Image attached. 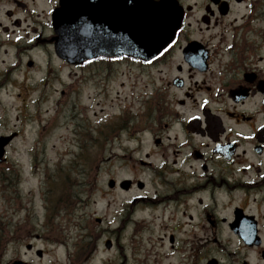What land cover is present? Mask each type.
I'll list each match as a JSON object with an SVG mask.
<instances>
[{
    "label": "flooded vegetation",
    "instance_id": "1",
    "mask_svg": "<svg viewBox=\"0 0 264 264\" xmlns=\"http://www.w3.org/2000/svg\"><path fill=\"white\" fill-rule=\"evenodd\" d=\"M58 1H43L50 5L39 10L37 0H0V55L15 59L7 76H0V90L20 62L24 68L23 57L25 68L33 71L41 67L32 56H42L44 79H26L21 89L26 95L19 97L25 102L33 96L39 106L46 93L58 96L54 117L32 133L27 176L36 177L40 171L62 187L55 192L49 187L44 194L42 180L38 200L45 213L49 210L47 221L17 226L15 240H0V264H96L91 261L102 255L97 254V244L112 255H102L98 264H264V0H177L183 22L160 55L143 63L122 57L78 65L55 55L51 15ZM106 2L117 21L120 1ZM123 16L129 20V9ZM120 62L138 65L147 80L138 97L135 83L118 84L128 88L120 116L113 118L121 128L107 136L101 117L97 125H87L89 107L83 102L91 99L86 90L94 100L112 93L102 90L106 80L86 81L84 73L96 69L110 78ZM0 65L5 72L4 59ZM61 70L68 72L66 80L60 79ZM127 70L124 77L131 79L133 73ZM56 84L61 89L50 92ZM65 104L71 107L66 115ZM15 134L16 139L21 136ZM123 134L129 135L126 144H144L138 158L127 154H133V148L123 145L121 156L98 155L113 149ZM40 145L41 152L54 153L53 169L39 153ZM87 152L97 154L91 181L98 187L92 203L86 192L87 183L91 185ZM118 159L123 165L128 161L132 169L141 168L144 177L109 176L100 186L103 166ZM18 175L23 179L21 169ZM124 180H129L128 189L120 186ZM70 183L76 192H70ZM119 194L124 196L121 201ZM20 196L33 199L30 192ZM90 205L110 209L109 215L96 207L93 230L76 217ZM25 212L27 218L32 216L33 203ZM50 213L56 224L50 222ZM70 229L83 237L75 250L74 237L66 236Z\"/></svg>",
    "mask_w": 264,
    "mask_h": 264
},
{
    "label": "rangeland",
    "instance_id": "2",
    "mask_svg": "<svg viewBox=\"0 0 264 264\" xmlns=\"http://www.w3.org/2000/svg\"><path fill=\"white\" fill-rule=\"evenodd\" d=\"M37 1H38V5L41 6L39 10L47 9V7L50 5L48 3H45V4L43 3V1H46V0H37ZM193 1L194 0H191V3ZM32 57L38 61L41 68L40 69L37 68L33 71L27 70L25 68V62L27 58L23 57L22 63L24 64V68L22 67L20 69V66H21V62H20L17 65V68L13 70L14 77L12 79L11 77H7L5 82H9V83H6L5 88L0 90V135L10 134L12 132H21V131L24 134V135H21L18 139H16L8 147L7 155H6L7 163L13 164V163L19 162L23 164L21 167L23 168L24 173L26 172V169L30 168V166L28 164L27 156L25 159L22 156L24 154L23 151H25V149L30 147V145L33 143L32 133L36 130L41 129L39 126L40 123L43 124L47 122V120L50 117L52 116L54 117V110H55L54 107H55V102L57 101L58 96L57 95L53 96L51 91L54 89H57V90L61 89V87L58 86L57 84L53 85L50 89L51 94L46 93V97L44 98L43 103L40 104L39 106H35L33 104V96H30L28 101L26 100L25 102H22V99L21 97H19V95L20 94L22 95L24 94V96L26 95L25 93H22V90H21L26 79L31 80V81L33 80L40 81V80H43L46 75L45 71L42 70V67L45 64L46 58L42 56H38V57L32 56ZM0 59H4L6 61V71L5 72L2 71L1 69L2 65H0V69H1L0 76L6 77L7 72L9 70H12L10 65L14 63L15 59L13 56H9V55H7V57H3V55H0ZM127 69H129V71L133 73L131 79L130 78L126 79V76L124 77V75L128 76L129 74ZM96 71H97L96 69H92L93 73L92 72L84 73L85 80L86 81H97L101 78L103 80H106V82L103 85L106 88L102 90H105L107 94L109 92H111L112 94L110 95V98L104 97V95L103 96L101 95L94 100L92 99V92L89 90H86L85 91L86 98L87 96L91 95L90 96L91 99L84 101L83 104L89 107V109L86 108L88 109L87 119L89 120L87 125L88 126L90 125L94 126V124L97 125L99 123L98 120L101 117L102 121L100 122H102L103 124V127L101 128L105 129V134L108 136V135H111L110 131L113 130V132H116L119 128H121L120 121H117L115 119L113 120V118H119L120 107L124 106L122 104L124 102L122 98L125 96L124 93L126 94L128 93V88H125L122 90L118 87V84L120 82H124L127 86L131 83H135L136 84L135 93L138 97V94L140 93L143 83L145 82V80H147L145 77L146 72L142 70L141 68H139L138 65L127 64V63H119L118 69H114V71H112L111 74H108L109 76L111 75L110 78H108L107 74H104V72L96 73ZM67 73L68 72L66 70H61L59 74L60 79L66 80ZM152 75L154 77H158V74L155 71L152 72ZM51 79H53V77ZM2 80H4V78H2ZM110 80L113 82V84L107 82ZM117 91L119 92L118 95H116ZM116 97H119V99H115ZM134 106H135V109H137L138 107L137 104ZM63 111H64V115H66L67 113L71 111V107L68 104H65ZM64 115L58 118L59 123L63 122ZM128 140H129V135L123 134L122 136H120L118 140L115 141L113 149L108 148L107 149L108 151L99 153L98 155L102 156L103 158H109L111 154H116L118 156H121L122 152L120 151V146L123 145L124 147L129 146L130 148H133L134 153L132 154L130 152L127 154H131L135 158H138L140 154L142 153L141 150L144 149V144L139 146L138 140H135L134 142H129L130 144H126ZM51 144L52 143L49 142L48 145L50 146ZM41 148L42 146L40 145L38 147L39 153L41 154V156L44 157L46 162L49 163L48 165L50 166V169H53V167H51L52 166L51 161L55 159L54 153H52V151L48 153L41 152L40 151ZM96 155L97 154H93L91 160H93L94 157L96 158ZM122 161L123 160H119V159L115 161L112 160L110 164L103 166L104 174H103V177L99 179L100 186L106 184L109 176L115 177L118 180L122 178L144 177V174L142 173L141 168H137L136 166L135 169H132L128 161H124L126 162L127 166L123 165ZM116 168H118V171L115 170ZM94 169H95V161L91 165L87 166V175H88L91 185L87 184L86 192L87 194L89 193L90 195H92L91 203L95 201L96 199L95 198V195L97 193L96 188L98 187V183L96 184V180L91 181V178L93 177V174H94ZM136 169H138V172H133V171H136ZM106 171H110L108 175L106 174ZM7 176L9 177V175ZM37 177H38L37 181L35 179L29 178L28 181L22 184L24 193H26L27 191H35V194L38 193L39 189L37 187H39V183L42 185V180L46 184V187L44 188V191H43L44 194L47 193L48 186L53 190V192L58 190L57 187H60L58 186L57 182L53 178L51 177L46 178L43 172L39 171ZM11 180H13V178H11ZM69 189L71 193L77 191L76 186L73 183H70ZM16 190L17 189L9 188L8 184L0 186V237L3 236L4 239H6L7 237H11L12 240H15L17 226L27 225V226L32 227L34 225H43L44 223H46L48 214H49V210H47L46 213L42 210V207L40 205V203L42 202H40V200H38L36 196L35 199H33L32 201L34 208H35V212L32 214L30 218H27L26 212L19 208V204H21L23 207L26 206V203H27L26 198H24V200H21V198L19 199L16 195H14V193H16ZM41 190L39 192V197H40ZM1 193L3 195V200L1 199V196H2ZM118 198L121 201L122 199H124V196L119 194ZM89 199L90 198L86 197L87 203ZM107 200H111V198L108 197ZM104 202H106V200ZM27 206L29 207V209L32 208L31 200H29ZM96 207L100 210V209L105 208V205H96ZM96 207L94 205H90L88 207L86 206L85 210L76 212V217L78 221L82 225L86 226L87 228L91 230H93L92 225L95 224L93 213L97 210ZM112 209H113V206L111 210ZM98 212L100 213V211ZM104 212L110 215V209L107 210L105 208ZM49 220L52 223H55V224L57 223L54 220L53 215L51 213H50ZM33 230L37 232H41L40 228H34ZM68 234H71L76 241L75 246L72 249V250H75L77 248V241L79 240L83 241V237L79 238L78 234H76L72 229H70L66 233V236ZM80 245L81 244H79L78 247ZM42 247H47V245L42 243ZM85 250L89 252V249H85ZM97 252L102 253L104 256H106L105 258L112 257V255L109 252H106L103 250V247L101 244H97ZM104 256L96 255V258L92 260L91 263L98 264L99 258H103ZM10 257L11 255L9 254L8 257H4V258L9 259Z\"/></svg>",
    "mask_w": 264,
    "mask_h": 264
},
{
    "label": "water",
    "instance_id": "3",
    "mask_svg": "<svg viewBox=\"0 0 264 264\" xmlns=\"http://www.w3.org/2000/svg\"><path fill=\"white\" fill-rule=\"evenodd\" d=\"M132 10L134 15L130 22H121L119 26V37L110 33L100 37L101 42L94 27L98 20L95 13L89 12L90 7L82 5L81 0H62L53 19L58 34L57 54L63 58L70 55L74 59L81 55L80 60L99 55H126L148 60L158 55L176 35L181 20L180 8L173 0H134ZM6 141H0V164Z\"/></svg>",
    "mask_w": 264,
    "mask_h": 264
},
{
    "label": "bare ground",
    "instance_id": "4",
    "mask_svg": "<svg viewBox=\"0 0 264 264\" xmlns=\"http://www.w3.org/2000/svg\"><path fill=\"white\" fill-rule=\"evenodd\" d=\"M23 152H24V151H23ZM33 179H35V180H36V177L34 176V177H33ZM37 188L39 189V187H37ZM21 200H24V197H22V198H21ZM97 254H99V255H100V253H97ZM102 255H103V254H102Z\"/></svg>",
    "mask_w": 264,
    "mask_h": 264
}]
</instances>
